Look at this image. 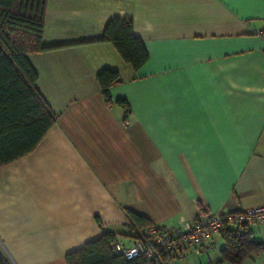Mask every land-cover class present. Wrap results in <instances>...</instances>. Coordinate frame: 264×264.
<instances>
[{"label":"crops","instance_id":"obj_1","mask_svg":"<svg viewBox=\"0 0 264 264\" xmlns=\"http://www.w3.org/2000/svg\"><path fill=\"white\" fill-rule=\"evenodd\" d=\"M113 17L129 18L144 45L137 70L95 40ZM263 26L264 0H46L41 41L57 47L27 59L56 118L30 152L0 165L10 264H65L103 231L129 245L126 209L177 231L264 206ZM102 69L119 76L110 102ZM247 230L264 242V223ZM213 236L191 253L197 264H227ZM241 264H264V250Z\"/></svg>","mask_w":264,"mask_h":264},{"label":"trees","instance_id":"obj_2","mask_svg":"<svg viewBox=\"0 0 264 264\" xmlns=\"http://www.w3.org/2000/svg\"><path fill=\"white\" fill-rule=\"evenodd\" d=\"M45 8L46 0H0V165L30 152L56 118L35 86L37 73L27 59V54L57 47L45 46L41 41ZM95 40L109 42L133 70L148 58L143 43L132 33L129 18H110ZM96 80L104 100L110 102L108 88L119 82L117 71L102 69ZM115 104L123 110L125 120L130 114L128 102L118 98ZM124 212L133 238L153 225L140 214L127 209ZM218 233L222 241L219 263L241 264L245 258L264 250V242L252 237L250 230L225 226ZM115 241L113 232L103 231L98 238L66 253L65 264H148L144 256L126 260L114 254ZM161 258L159 263L170 257ZM0 264H10L1 251Z\"/></svg>","mask_w":264,"mask_h":264},{"label":"built area","instance_id":"obj_3","mask_svg":"<svg viewBox=\"0 0 264 264\" xmlns=\"http://www.w3.org/2000/svg\"><path fill=\"white\" fill-rule=\"evenodd\" d=\"M258 34L263 39L264 55V26ZM261 223H264V206H256L244 211L206 214L177 231L162 230L150 225L139 232L129 245L116 240L112 245V251L126 260L144 256L148 264H157L162 255L175 257L186 251L198 253L202 247L210 243L212 236L225 226L242 230Z\"/></svg>","mask_w":264,"mask_h":264},{"label":"rangeland","instance_id":"obj_4","mask_svg":"<svg viewBox=\"0 0 264 264\" xmlns=\"http://www.w3.org/2000/svg\"><path fill=\"white\" fill-rule=\"evenodd\" d=\"M214 236L213 237L215 238L216 243H215V245L213 247L218 248L220 246L221 240H220V238L217 237L218 235H214ZM191 253H196V252H194V251H186V252L183 253V254H186V255H184V256L178 255V257L167 258L163 262V264H197L198 261H197L196 255H192ZM161 259L157 261V264H162V263H159L161 261Z\"/></svg>","mask_w":264,"mask_h":264}]
</instances>
